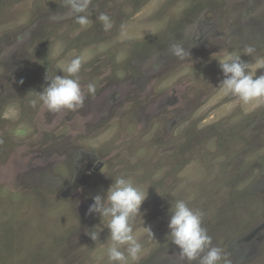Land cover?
<instances>
[{"label":"rangeland","instance_id":"obj_1","mask_svg":"<svg viewBox=\"0 0 264 264\" xmlns=\"http://www.w3.org/2000/svg\"><path fill=\"white\" fill-rule=\"evenodd\" d=\"M66 12L65 0H0V264H117L88 209L121 176L147 191L134 264H186L167 236L178 200L231 264H264V98L224 95L217 61L259 67L264 0H92L84 29ZM76 56L83 106L51 112L33 92Z\"/></svg>","mask_w":264,"mask_h":264},{"label":"clouds","instance_id":"obj_2","mask_svg":"<svg viewBox=\"0 0 264 264\" xmlns=\"http://www.w3.org/2000/svg\"><path fill=\"white\" fill-rule=\"evenodd\" d=\"M91 4L92 0H65L66 15L74 18L81 29L90 27L93 23L89 12ZM59 18L53 17V19ZM97 20L105 31L113 27V20L107 13H100ZM170 51L180 59L190 57L189 52L179 45H173ZM255 51L253 46L246 45L242 54L252 56ZM240 57L241 53L226 51L217 60L225 77L220 82L219 89L224 95L237 96L243 102L264 98V74L254 79L256 70L264 67V58L257 61L259 67L253 70V65L243 62ZM82 62L81 56H76L67 62L63 68L67 75L54 74L49 77L46 73L47 86L39 93L33 92L49 111L54 113L64 109L75 111L83 106L85 94L78 78ZM86 87L88 94L94 95L96 85L89 83ZM146 197L147 191H141L131 179L123 176L117 177L112 182L103 197L100 195L93 197L88 214L96 213L100 219L104 218L107 221L103 227L109 231L111 243L107 247V257L110 262L134 264L139 260L142 244L133 233L131 221L140 215L139 210ZM169 212L167 236L178 248V255L182 261L186 264H221V262L231 264L220 248L212 246V238L202 226L201 212L191 209L183 200L176 201ZM93 229L98 230L92 231ZM93 229L88 230L86 234L92 241H96L102 228L95 226ZM145 229L153 238L151 230Z\"/></svg>","mask_w":264,"mask_h":264}]
</instances>
